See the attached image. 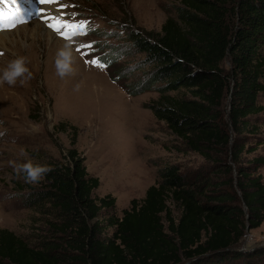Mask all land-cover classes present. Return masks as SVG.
Here are the masks:
<instances>
[{"label":"trees","instance_id":"16d2710c","mask_svg":"<svg viewBox=\"0 0 264 264\" xmlns=\"http://www.w3.org/2000/svg\"><path fill=\"white\" fill-rule=\"evenodd\" d=\"M179 3L159 34L129 29L128 45L113 47L106 63L143 56L142 76L120 66L112 74L136 79L130 96L155 92L149 108L176 151L205 166L164 165L119 217L112 195L94 196L100 180L73 148L47 164L43 188L23 196L55 241L38 235L31 245L0 229V264H264V247L241 250L247 231L264 222V0ZM68 128L74 147L77 128L56 129Z\"/></svg>","mask_w":264,"mask_h":264},{"label":"rangeland","instance_id":"374dc122","mask_svg":"<svg viewBox=\"0 0 264 264\" xmlns=\"http://www.w3.org/2000/svg\"><path fill=\"white\" fill-rule=\"evenodd\" d=\"M28 2L35 6V14L28 9ZM59 3L67 7L19 0L12 10L19 8L21 18L14 27L8 28L6 24L7 30L0 29V33H10L38 21L67 43L75 59L73 71L61 78L55 69L56 52L46 53L51 42L39 32L34 35L36 61L27 63L31 78L23 84L20 83L23 77L15 85L0 83V229L14 232L31 245L38 242V235L55 240L47 233L41 215L23 203V196L44 186L43 177L37 183L26 182L21 166L27 162L47 165L50 161H61L69 150L77 149L85 158L89 174L100 180L94 196L112 195L119 217L130 208L132 200H142L147 189L158 182L159 170L164 165L174 164L182 171L205 166L199 155L176 151L175 137L149 108L158 98L155 92L130 96L127 85L136 79H118L112 74L120 66L124 68L123 74L131 71L134 76H142L143 56L131 52L112 66L106 63L117 46L128 45L125 38L129 29L143 35L159 34L167 17L176 16L179 0H59ZM47 6L54 8L46 11L47 15L83 23L84 34L65 39L53 31L37 14L38 7ZM9 36V41L0 43V69L17 56H26L21 49L15 50L17 42L21 45L19 33ZM28 43L32 41L25 45ZM91 60L102 66L90 63ZM259 102L264 105V94ZM259 119L264 123V114ZM62 123L77 128L74 147L72 130L56 129ZM260 172L264 181V166ZM171 208L178 218L179 210L173 205ZM259 247H264V222L258 229L247 231L241 243V250Z\"/></svg>","mask_w":264,"mask_h":264},{"label":"clouds","instance_id":"9594fccd","mask_svg":"<svg viewBox=\"0 0 264 264\" xmlns=\"http://www.w3.org/2000/svg\"><path fill=\"white\" fill-rule=\"evenodd\" d=\"M73 55L70 47H63L57 50L55 59V69L57 75L63 78L66 74L73 71L72 69ZM28 58L25 56H17L15 59L8 62L7 66L0 69V83L15 85L18 78L23 84L25 79L31 78V72L27 67ZM27 74V76H25ZM21 171L25 173V180L29 183H37L42 177L50 171L47 165L33 164L27 162L21 166Z\"/></svg>","mask_w":264,"mask_h":264},{"label":"snow or ice","instance_id":"6c2138e0","mask_svg":"<svg viewBox=\"0 0 264 264\" xmlns=\"http://www.w3.org/2000/svg\"><path fill=\"white\" fill-rule=\"evenodd\" d=\"M36 2L40 5H54L57 8L67 7L66 5L60 4L59 0H36ZM18 3L19 0H0V29L7 30L5 28L6 24L8 28L14 27L16 21L21 18L19 15V8L12 10V6ZM37 14L47 23L48 27L52 28L53 31L65 39H71L75 35L84 34L82 31L84 28L83 23H76L74 21L63 19L62 17L47 15L44 7L38 8ZM83 47H90V45H85ZM84 54L86 55V53ZM89 62L97 66H102L99 65L97 60H91Z\"/></svg>","mask_w":264,"mask_h":264},{"label":"bare ground","instance_id":"6f19581e","mask_svg":"<svg viewBox=\"0 0 264 264\" xmlns=\"http://www.w3.org/2000/svg\"><path fill=\"white\" fill-rule=\"evenodd\" d=\"M26 1H31V0H26ZM27 5H28V9L33 11L34 14H35L36 13L35 6L32 5L29 2L27 3ZM51 9L53 10L54 8H52L51 6H47L45 8L46 11H50ZM22 30H24L23 33H22ZM14 32L15 33H19V40L21 41V45H20L19 42H17V45L15 46V50L19 48V49H21L22 52H25L26 53L25 57L28 58V63L29 64L30 63L34 64V62L36 61V56H37L36 51H37V49H36V45L34 43L35 40H36V38H34V35L36 33L41 32V34H43L51 42V45L49 47H46V53L49 54V55H51V53L54 52V51L57 53V50L59 49V47L60 48H63L65 46L69 47L66 42L57 39L52 32H50L47 28L44 27V25H42L38 21H36L34 24H27V25H23L21 27H18V28H16L14 31H12L10 33L9 32H1L0 33V43L3 45V43L5 41H7V40L9 41L10 37H11L9 35L14 34ZM29 40H31L32 43H28L27 45H25L26 42H28ZM22 44H24V46ZM72 55H73V60H75L73 52H72ZM48 58H51V57L48 56Z\"/></svg>","mask_w":264,"mask_h":264}]
</instances>
